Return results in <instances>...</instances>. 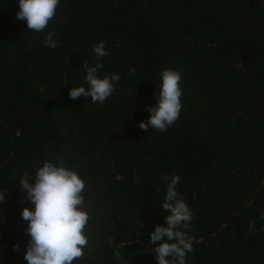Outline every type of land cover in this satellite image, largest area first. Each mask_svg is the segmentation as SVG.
<instances>
[{
	"label": "trees",
	"instance_id": "16d2710c",
	"mask_svg": "<svg viewBox=\"0 0 264 264\" xmlns=\"http://www.w3.org/2000/svg\"><path fill=\"white\" fill-rule=\"evenodd\" d=\"M19 10L0 0V264H27L21 212L34 206L19 180L49 160L85 182L89 243L73 264H158L164 175L194 214L186 264H264V0H60L39 33ZM100 41L114 94L72 100ZM165 69L181 73L180 117L144 131Z\"/></svg>",
	"mask_w": 264,
	"mask_h": 264
},
{
	"label": "clouds",
	"instance_id": "9594fccd",
	"mask_svg": "<svg viewBox=\"0 0 264 264\" xmlns=\"http://www.w3.org/2000/svg\"><path fill=\"white\" fill-rule=\"evenodd\" d=\"M59 4L60 0H18L20 10L16 18L26 21L28 30L43 32L54 18ZM54 36V32L45 35L44 42L49 48L58 46ZM93 51L97 57L95 65H83L87 87H71L69 97L75 100L83 96L90 98L92 103L103 104L114 94L115 82L120 80V75L114 73L101 78L99 70L104 65L100 61L110 53L104 41L95 45ZM160 77L159 92L154 94L156 104L146 107L150 118L137 125L144 131L151 127L164 133L181 114V73L165 69ZM20 177L21 191L34 206L21 212L22 219L28 222L25 232L30 237L23 257L27 264H73L82 258L89 243L85 229L90 217L85 208V182L81 176L63 166L62 161L54 163L49 160L36 170L34 176L25 171ZM180 179L179 175L161 177L167 182L162 208L169 214L163 218L166 226L157 225L149 240L156 245L152 251L158 264H186L188 253L194 250V238L188 235L194 214L177 191ZM8 195L7 190H0V204L6 203ZM261 219H264V210L261 211ZM255 230V221H250L249 234ZM13 250L19 251V245H13Z\"/></svg>",
	"mask_w": 264,
	"mask_h": 264
}]
</instances>
